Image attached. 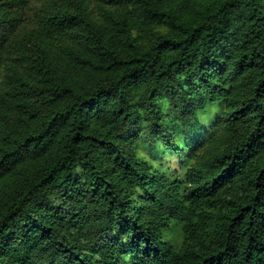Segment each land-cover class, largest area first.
Listing matches in <instances>:
<instances>
[{
  "label": "trees",
  "instance_id": "1",
  "mask_svg": "<svg viewBox=\"0 0 264 264\" xmlns=\"http://www.w3.org/2000/svg\"><path fill=\"white\" fill-rule=\"evenodd\" d=\"M0 264H264V0H0Z\"/></svg>",
  "mask_w": 264,
  "mask_h": 264
},
{
  "label": "rangeland",
  "instance_id": "2",
  "mask_svg": "<svg viewBox=\"0 0 264 264\" xmlns=\"http://www.w3.org/2000/svg\"><path fill=\"white\" fill-rule=\"evenodd\" d=\"M34 3L36 0H26ZM26 12V17L29 18L30 12L24 10ZM213 105V104H212ZM207 108V107H206ZM216 108L215 106H210L208 110L200 111L202 114L203 119H205V123L208 122V127L211 125L212 121L214 120L213 116L215 114ZM188 115L185 114V119H187ZM200 120L201 116H200ZM203 127H207L204 126ZM205 129H203V132ZM139 157H142L146 161H149V163L152 165L151 167L153 169H159L163 171L166 175L165 178H168L167 180L172 182L173 180H181L183 181L185 179V166H184V161L180 155H177L175 152H166L163 155H156L153 154L150 151H146L145 147L139 149L138 153ZM172 235V236H170ZM170 239L174 242V244L177 246L180 241V235H179V228L176 227L172 232L169 233Z\"/></svg>",
  "mask_w": 264,
  "mask_h": 264
}]
</instances>
